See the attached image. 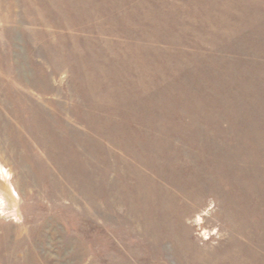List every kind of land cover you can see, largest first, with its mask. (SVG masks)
<instances>
[{"label": "rangeland", "instance_id": "374dc122", "mask_svg": "<svg viewBox=\"0 0 264 264\" xmlns=\"http://www.w3.org/2000/svg\"><path fill=\"white\" fill-rule=\"evenodd\" d=\"M0 264H264V0H0Z\"/></svg>", "mask_w": 264, "mask_h": 264}]
</instances>
